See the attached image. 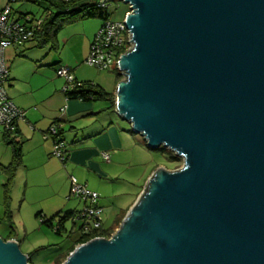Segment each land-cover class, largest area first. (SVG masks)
I'll return each mask as SVG.
<instances>
[{"label":"water","instance_id":"1","mask_svg":"<svg viewBox=\"0 0 264 264\" xmlns=\"http://www.w3.org/2000/svg\"><path fill=\"white\" fill-rule=\"evenodd\" d=\"M119 1L133 46L115 112L183 166L61 264H264V0ZM0 264L30 263L0 237Z\"/></svg>","mask_w":264,"mask_h":264},{"label":"crops","instance_id":"2","mask_svg":"<svg viewBox=\"0 0 264 264\" xmlns=\"http://www.w3.org/2000/svg\"><path fill=\"white\" fill-rule=\"evenodd\" d=\"M51 1L0 0V11L9 5L12 19L29 15L43 22L53 11ZM100 24L97 19L80 20L64 25L57 32L54 44L38 47L33 39L5 49L9 68L6 93L10 101L25 112L24 119L17 124L16 143L21 148L22 164L13 177L10 191L9 211L14 235L9 240L23 247L30 264H35L38 250L28 252L24 244L28 233L49 228L41 224L40 219L82 209L83 202L70 196V176L99 195L102 230L115 231L141 194L142 186L133 191L131 175L134 176L139 167L138 182L142 185L152 175L153 168L148 167L144 176L150 159L145 142L115 112V93L122 75H118L114 65L102 71L85 63L90 42ZM59 67L68 68L76 82H89L108 97L88 101L68 98L62 91L64 79L56 75ZM57 121L61 124L60 138L67 149L64 164L52 155L51 137L44 138L48 127ZM6 139L11 140L0 127V237L3 238L8 237L11 230L3 220V186L7 182L3 169L12 160V148L6 144ZM103 153H108L107 160ZM148 163L150 165V160ZM76 222L71 221V230ZM62 227L59 235L66 232V223ZM80 227L81 224L77 228L79 235ZM16 228L24 233L21 240L15 235ZM78 237L51 256L52 264L66 259Z\"/></svg>","mask_w":264,"mask_h":264},{"label":"built area","instance_id":"3","mask_svg":"<svg viewBox=\"0 0 264 264\" xmlns=\"http://www.w3.org/2000/svg\"><path fill=\"white\" fill-rule=\"evenodd\" d=\"M107 1L98 0L97 7L104 8ZM129 12L128 9L126 13ZM125 16L121 21L108 19L102 22L90 42L88 55L85 60L87 65L102 71L108 70L114 65L120 73L117 62L133 46L131 34L124 23ZM41 23L42 20H36L29 15L21 16L19 19H12L9 5L0 11V127L3 133L14 142H18L17 124L24 119L25 112L16 107L7 96L6 83L9 78V68L5 61L4 53L7 46L33 40ZM56 75L62 77L65 81L62 87L64 93L80 86L72 72L66 67H59ZM60 130L61 124L58 121L54 122L45 131L44 138L51 137L53 142L52 155L64 164L67 149L60 138ZM102 156L104 159H108V153H103ZM69 182L70 196L79 198L83 202L82 209L74 218V222L81 221L80 233L88 235L91 232L102 230L103 214L102 208L98 204L99 195L95 191L88 189L84 184L79 183L74 176H70ZM97 238L102 237L96 236L92 239Z\"/></svg>","mask_w":264,"mask_h":264},{"label":"trees","instance_id":"4","mask_svg":"<svg viewBox=\"0 0 264 264\" xmlns=\"http://www.w3.org/2000/svg\"><path fill=\"white\" fill-rule=\"evenodd\" d=\"M97 2L98 0H52L50 2V5L53 8V11L45 17L40 26V30L35 33V36L33 38L36 41V45L38 47H42L48 44H54V39L57 32L66 24H70L84 19H97L100 20L102 24L103 21L108 20L109 18L105 11L106 4L104 8H98ZM117 73L118 75L120 74L118 71ZM79 84L80 86L76 89L65 93L68 98L88 101L95 99H106L108 97V94L106 92H104L99 87L90 84L89 82ZM5 142L12 148V160L11 163L3 169V172L7 176V182L3 186V204L5 209L3 220L7 224H9V228L11 229L10 233L8 234V237H1L4 241L11 239L14 235V231L11 225V215L9 211L10 191L12 189L13 177L22 164L21 148L19 144L9 139H6ZM77 213L78 212L65 213L64 215L57 214L55 217L49 219L41 218L40 222L41 224L48 226L51 230H53L56 235H59L60 230L63 228V224L69 220L74 222V218L76 217ZM113 231L114 230H99L91 232L88 235L80 234L78 239L74 241L73 244L79 245L85 243L96 236L108 238L113 233ZM73 244L71 246L70 252L73 251V249L75 248ZM54 264L59 263L57 262Z\"/></svg>","mask_w":264,"mask_h":264},{"label":"rangeland","instance_id":"5","mask_svg":"<svg viewBox=\"0 0 264 264\" xmlns=\"http://www.w3.org/2000/svg\"><path fill=\"white\" fill-rule=\"evenodd\" d=\"M128 9H129L128 5L119 0H109L106 3V7H105V11L107 13L108 18L113 21H121L124 18ZM136 135H138L139 138H141V140L145 142V146H147L144 138L140 134H136ZM146 151L149 152L150 159L147 160L144 176L147 174L148 170L152 168L153 169L151 171L153 173L157 168H164L169 171H176L181 169L183 166V159L178 156H175V154L168 148L161 146L159 148L150 149L147 147ZM149 160L151 162L150 165L148 163ZM140 173L141 171L138 167L136 169L134 176L131 175L132 178L131 182L134 183L133 191L138 190L142 186L141 188V192H142V190L145 188V185L147 183V180L144 181L143 185L142 182H138ZM127 188L129 187L127 186ZM65 223H66V232L63 231L61 235H56L53 232V230L46 227H43L41 230H31L30 233H28L27 235L28 240L24 244H26L28 248L27 249L28 252L29 251L33 252L36 249L38 250L34 261L35 264H52L51 256L54 255L56 251L62 249L63 246L65 248L67 246V243L72 242L73 240H75V238L79 236V230H77V228L81 224V221L78 220L76 222V225L73 230H71L70 220L66 221ZM2 226L4 227V225ZM15 235H17V237H19L21 240L24 236V233L22 231L18 232L16 228ZM19 249L22 253L25 252L23 247H20ZM60 262L62 263L63 260H61Z\"/></svg>","mask_w":264,"mask_h":264},{"label":"clouds","instance_id":"6","mask_svg":"<svg viewBox=\"0 0 264 264\" xmlns=\"http://www.w3.org/2000/svg\"><path fill=\"white\" fill-rule=\"evenodd\" d=\"M108 1H109V0H108ZM108 1H107V2H108Z\"/></svg>","mask_w":264,"mask_h":264}]
</instances>
